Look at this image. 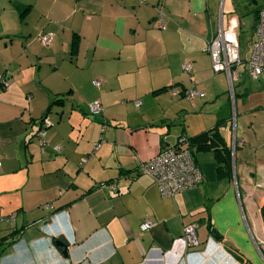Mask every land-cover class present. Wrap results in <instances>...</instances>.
Instances as JSON below:
<instances>
[{
  "label": "crops",
  "instance_id": "0c3cea01",
  "mask_svg": "<svg viewBox=\"0 0 264 264\" xmlns=\"http://www.w3.org/2000/svg\"><path fill=\"white\" fill-rule=\"evenodd\" d=\"M233 5L0 0V264H264V75L245 88L228 82L226 97L207 52L237 18ZM191 87L204 97L186 100ZM94 101L102 110L91 114ZM206 132L217 134L212 148L190 147L202 182L161 197L141 166ZM192 223L198 247L188 250Z\"/></svg>",
  "mask_w": 264,
  "mask_h": 264
},
{
  "label": "built area",
  "instance_id": "2783aa9c",
  "mask_svg": "<svg viewBox=\"0 0 264 264\" xmlns=\"http://www.w3.org/2000/svg\"><path fill=\"white\" fill-rule=\"evenodd\" d=\"M156 20L160 28L165 26V16L162 12L158 11ZM50 41V35L44 34L39 37V42L43 46H47ZM207 52L211 60V70L214 74L224 73L227 76L230 86L238 80V74L234 70L242 64L239 54V44L228 28L226 31L220 28L218 29L216 34L207 43ZM244 63L245 73L248 78L256 80L260 75L264 74V7H260L257 10L253 43L249 58ZM181 70L191 77V63L183 64ZM0 85L6 87L7 83L0 81ZM92 85L99 87L100 81L93 80ZM168 91L172 95L180 94L173 88L168 89ZM181 94L188 101H193L196 98L202 99L204 97L203 92L193 87L184 90ZM135 105L138 106L139 103L136 102ZM88 110L89 113L96 114L101 112L102 109L100 103L94 101L88 105ZM50 125L47 118L42 119L35 133L41 151L45 146L43 139ZM98 146L96 144L94 150ZM54 150L55 152H59V147L55 146ZM80 162L81 164L85 163L86 157L82 158ZM140 173L152 179L160 196L163 198L173 197L183 191L195 189L203 179L194 161L193 154L187 148L184 138L179 139L174 148L168 149L146 161L141 166ZM6 221L9 220L6 219ZM151 225L152 223L150 221H144L140 229L141 231H146ZM196 229L197 226L194 223L183 227L182 238L188 250L198 247Z\"/></svg>",
  "mask_w": 264,
  "mask_h": 264
},
{
  "label": "rangeland",
  "instance_id": "374dc122",
  "mask_svg": "<svg viewBox=\"0 0 264 264\" xmlns=\"http://www.w3.org/2000/svg\"><path fill=\"white\" fill-rule=\"evenodd\" d=\"M234 1H235V5H233L231 9L233 13H235L237 18H233L232 20L229 21L228 29L231 31L234 38L238 40L239 54L242 60V64L234 70V72L239 75L238 81L240 82L238 83L234 82L231 85L232 90L234 89V86L238 88L239 84L240 85L242 84L241 86H244L245 88L249 85L250 82L253 81V79L247 77L246 73H243L241 68H243V65L245 64L244 61L246 62L250 55V49H251L253 38H254L255 15H256L254 10H250V8L242 4L243 0H234ZM254 1L257 2L256 7L257 6L264 7V0H254ZM224 11L226 12V9ZM224 75L225 74L223 75L219 74V75L214 76V78H216L215 79L216 81H221L223 83V85L225 86L224 92H226L224 95L230 98L231 91L228 85V81L226 80L227 77L225 78ZM263 75L264 74H262V76ZM244 88L242 87L241 89H244ZM251 96L252 95L250 94L248 98H251ZM227 107L230 108V99H229V104H227Z\"/></svg>",
  "mask_w": 264,
  "mask_h": 264
},
{
  "label": "trees",
  "instance_id": "16d2710c",
  "mask_svg": "<svg viewBox=\"0 0 264 264\" xmlns=\"http://www.w3.org/2000/svg\"><path fill=\"white\" fill-rule=\"evenodd\" d=\"M255 13H257V11H254ZM255 19H256V15H255ZM57 100L54 101V103H56ZM46 118L45 116L42 118L44 119ZM41 119V120H42ZM37 131V130H36ZM36 133V132H35ZM217 137V134L214 132V133H211V134H208V132L204 133V134H201L197 137H193V138H190V139H184L186 144H187V148L191 151L192 153V148H193V152H194V148H195V151H198V150H204V149H208V148H212L213 145H212V141ZM191 147V149H190ZM214 151H216L217 155L220 154L221 152H223V154L226 156L229 157V152L227 149H214ZM221 151V152H220ZM193 154V153H192ZM225 159V157L223 158ZM226 160V159H225ZM261 217H262V220L264 222V206L263 208L261 209Z\"/></svg>",
  "mask_w": 264,
  "mask_h": 264
},
{
  "label": "water",
  "instance_id": "95a60500",
  "mask_svg": "<svg viewBox=\"0 0 264 264\" xmlns=\"http://www.w3.org/2000/svg\"><path fill=\"white\" fill-rule=\"evenodd\" d=\"M219 238V237H218ZM220 239V238H219ZM55 245L57 247H60L62 248L63 250H65V241L62 237H58L56 242H55ZM223 250L225 251V253H227L233 260L237 261L238 263H241V259L240 257L237 255V253L233 250V247L228 244V243H225V246L223 248Z\"/></svg>",
  "mask_w": 264,
  "mask_h": 264
}]
</instances>
